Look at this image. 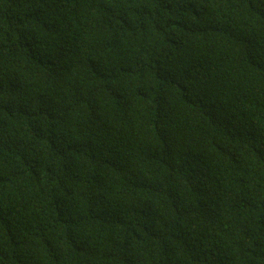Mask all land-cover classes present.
Returning a JSON list of instances; mask_svg holds the SVG:
<instances>
[{
    "label": "trees",
    "instance_id": "trees-1",
    "mask_svg": "<svg viewBox=\"0 0 264 264\" xmlns=\"http://www.w3.org/2000/svg\"><path fill=\"white\" fill-rule=\"evenodd\" d=\"M0 264H264V0H0Z\"/></svg>",
    "mask_w": 264,
    "mask_h": 264
}]
</instances>
